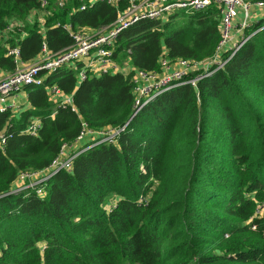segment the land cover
<instances>
[{"label":"trees","instance_id":"trees-1","mask_svg":"<svg viewBox=\"0 0 264 264\" xmlns=\"http://www.w3.org/2000/svg\"><path fill=\"white\" fill-rule=\"evenodd\" d=\"M48 1L41 27L26 24V36L7 41L22 62L43 46L54 54L73 44L57 24L97 31L117 19L105 3L79 12L77 0L63 9ZM38 6V0H0V30ZM219 40L212 5L133 24L117 36L114 58L157 72L161 57L211 58ZM80 67L45 74L40 86L24 88L25 110L0 113V130L10 135L0 150V264H264V29L222 70L162 93L133 118L129 76L87 75L79 83ZM15 68L0 44V78ZM52 86L72 96V107L56 105ZM35 118L37 135L24 133ZM82 124L93 132L127 126L115 143L79 153L69 171L10 194L21 173L48 168L62 146H74ZM92 138L98 137L88 145ZM147 194L144 205L139 199Z\"/></svg>","mask_w":264,"mask_h":264},{"label":"built area","instance_id":"built-area-1","mask_svg":"<svg viewBox=\"0 0 264 264\" xmlns=\"http://www.w3.org/2000/svg\"><path fill=\"white\" fill-rule=\"evenodd\" d=\"M79 7L74 11H84L96 2L105 3L115 8L116 21L108 27L97 31L86 28L75 30L70 24H57L73 40V44L61 52L51 54L43 46L40 54L30 62H22L19 48L7 44L10 36L20 33L26 36L23 27L37 22L40 27L44 18L48 16L49 1L38 0V8L30 11L25 20L9 19L5 27L0 30V44L7 48V55L13 58L16 66L12 73L4 74L0 78V113L20 112L19 99L27 86H40L47 73L54 72L62 66L81 64L78 70V82L86 79L87 75L101 76L106 74H122L129 76L133 85V114L137 115L141 109L162 93L181 86L196 82L222 70L227 61L233 56L255 33L264 29V25L253 33L246 35L247 30L257 22L264 20V3L257 0H77ZM55 8L63 9L68 0H52ZM215 5L219 17L220 40L214 56L201 62H188L177 59L174 61L161 57L159 71L146 72L133 68L129 61L118 62L114 58V44L117 36L123 30L143 20H166L169 16L184 12L191 15ZM73 11V12H74ZM201 72L195 78H188L192 72ZM52 100L59 106L72 107V96L63 95L56 86L50 88ZM108 128L100 132H93L82 124V131L74 146L64 145L60 155L52 164L38 172H24L19 175L17 184L10 194L34 188L47 181L60 170L69 171L76 156L99 143L112 144L125 129ZM40 128V120L32 119L24 133L36 136ZM97 136L85 147L75 151L78 144ZM10 135L7 130H0V150H3ZM39 192V191H38ZM1 197V196H0ZM149 195L140 197L139 202L147 204Z\"/></svg>","mask_w":264,"mask_h":264},{"label":"crops","instance_id":"crops-1","mask_svg":"<svg viewBox=\"0 0 264 264\" xmlns=\"http://www.w3.org/2000/svg\"><path fill=\"white\" fill-rule=\"evenodd\" d=\"M3 76V75H2ZM18 104H19V108H20V112L22 111V110H25L26 108H27V103H26V98H25V96H22V97H20V99H19V102H18ZM19 112V113H20ZM18 113V114H19ZM17 115V114H16Z\"/></svg>","mask_w":264,"mask_h":264},{"label":"rangeland","instance_id":"rangeland-1","mask_svg":"<svg viewBox=\"0 0 264 264\" xmlns=\"http://www.w3.org/2000/svg\"><path fill=\"white\" fill-rule=\"evenodd\" d=\"M88 141H89V140H88ZM88 141H83L82 144H86V145H88V143H87ZM82 144H81V145H82ZM79 146H80V145L78 144L77 147L74 148L75 151H78V150H79V149L77 150V148H78ZM114 203H115V199H114V198H112L111 200H109V202H108L107 205H106V209H107V210L111 209V207H113Z\"/></svg>","mask_w":264,"mask_h":264}]
</instances>
